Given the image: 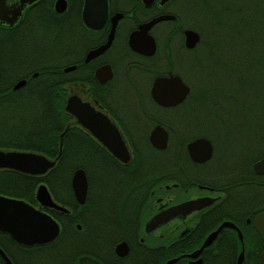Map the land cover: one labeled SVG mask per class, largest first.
Instances as JSON below:
<instances>
[{
  "label": "flooded vegetation",
  "instance_id": "obj_1",
  "mask_svg": "<svg viewBox=\"0 0 264 264\" xmlns=\"http://www.w3.org/2000/svg\"><path fill=\"white\" fill-rule=\"evenodd\" d=\"M3 2L6 13L2 15L7 19L0 23V34L26 39V45L18 48L22 57H30L34 62L41 58L44 63L34 70L26 68L25 73L8 88L0 82L2 98L27 86L31 89L35 80L45 76L47 87L50 86L49 91L52 92L48 94V99L62 102L63 122L57 134L56 151L59 134L73 121L64 106L70 97L75 96L82 103H89L103 112L108 121L103 128L116 126L131 152V159L123 164L103 144L110 142L111 147L118 145L114 142L112 129L103 132L105 135L101 143L82 128L71 126L63 138L60 160L66 144L72 149L79 145L84 151L83 163L96 166L91 176L82 168L75 169H81L86 178V195L82 203L76 200L71 188L75 170L69 179L70 195L60 191V186L57 192L58 185L53 187L55 177L50 172L56 166L42 178L31 177L30 190H25L29 191L27 196L22 195V186L16 182L12 184L16 187L12 193L0 191L1 196L25 200L37 207L35 188L44 183L53 200L68 210L65 214L41 208L60 228L57 238L48 244L26 247L0 232V249L11 262L15 259L20 264H28L23 254L25 249H29L33 264H59L56 256L61 250L64 251L61 264H166L171 258H177L174 264L180 258L183 259L180 264H189L197 259L203 264L204 257L208 255L206 248L223 229L235 233L240 244L239 252L243 249L244 260L242 230L245 225L254 230L251 220L264 207L243 222L239 221L241 219L237 222L222 220L235 225L242 235V243L235 229L222 228L215 240L203 248L195 259L187 256L198 249L205 237L222 222L212 227L214 205L221 200L223 193L210 184L219 172L211 163L214 147L210 139L207 138L212 146L211 157L204 162L192 160L187 150V145L200 136L198 42L192 48L185 46V31L193 30L185 22L188 12L186 0ZM161 16L172 18L159 20L147 29L142 28ZM191 17L195 22L196 17ZM45 38H52L48 46H45L47 43L44 40L40 44L36 41ZM0 51L1 57H5V49L2 47ZM173 78L187 86L188 92L177 103L162 104L158 101L162 98L177 99L176 87L170 84L161 89L160 83L158 95L152 94V89L157 80ZM13 96L20 99L25 94ZM54 125L49 128L51 131L56 129ZM100 128L102 130V126ZM12 129L0 127V141L10 139ZM156 130L160 134V146L163 144L162 132L165 134L164 148L153 145L150 140ZM0 149L34 151L12 145L0 146ZM156 167H159L157 170L161 179L151 184L150 174H154ZM6 174L17 177V180L23 176L0 170V181ZM190 202H195L197 207L151 228L152 220L158 214ZM207 228L210 230L204 233ZM200 238L198 247L169 259L166 257L168 244L190 240L198 242ZM227 241L230 242L229 238Z\"/></svg>",
  "mask_w": 264,
  "mask_h": 264
},
{
  "label": "trees",
  "instance_id": "obj_2",
  "mask_svg": "<svg viewBox=\"0 0 264 264\" xmlns=\"http://www.w3.org/2000/svg\"><path fill=\"white\" fill-rule=\"evenodd\" d=\"M185 3L190 15L196 17L189 27L199 35L198 74L201 73V79L207 82L203 86L198 82V108L203 110L198 118L202 114L205 120L204 125L198 124L201 126L198 136L212 142L213 161L218 148L223 151V158L217 157V160L222 159V164H226L225 159L236 158L233 167L224 171L218 168L220 171L210 183L223 193L214 205L212 227L224 219L243 222L264 207V175L252 171L253 162L264 157V0H186ZM41 40L48 46L52 38L36 39L38 44ZM24 42L26 39L0 34V50L5 49V57L0 54V82L7 88L25 73L26 68L34 70L44 63L41 58L34 62L30 57H22L18 48L26 45ZM45 80V76H40L31 84V89L27 86L22 91L9 92L10 96L5 99L0 95V127H13L11 138L0 141V146L31 149L47 156L57 152L55 143L63 122L62 102L48 99L52 92ZM14 94L25 96L17 99ZM242 120L245 122L241 123ZM53 124L56 129L51 131ZM234 127L235 132L231 131ZM83 153L79 145L72 149L66 144L62 159L50 172L55 177L53 187L58 185L57 192L60 186V191L71 194L69 179L76 168L84 169L88 176L95 173V165L81 160ZM157 169L159 167L150 174L151 184L161 179ZM30 181L28 176L17 180L6 174L0 181V191L12 193L16 188L12 184L16 182L22 186V195L27 196L29 191L25 190H30ZM209 230L205 229L204 233ZM242 234L245 250L242 264H257V253L264 251V240L251 226L245 225ZM200 243L201 238L198 242L168 244L166 257L190 251ZM206 250L208 255L203 264H236L240 244L232 230L223 229ZM63 255L61 250L56 256L59 264L63 263ZM23 256L28 264L34 263L29 249L24 250ZM182 260L180 258L177 263ZM13 263L20 264L15 259ZM0 264H4L1 258Z\"/></svg>",
  "mask_w": 264,
  "mask_h": 264
},
{
  "label": "water",
  "instance_id": "obj_3",
  "mask_svg": "<svg viewBox=\"0 0 264 264\" xmlns=\"http://www.w3.org/2000/svg\"><path fill=\"white\" fill-rule=\"evenodd\" d=\"M5 5L3 0H0V23L6 21ZM171 16H161L151 20L147 23L144 29L149 28V26L159 20L170 19ZM199 41V35L194 30L185 31V46L192 48ZM172 82V83H170ZM162 84L161 89L165 86H170L172 84L177 90V99L172 101L170 98H162L160 101L162 104L169 105L181 101L187 94L188 88L182 84L177 78L170 80H157L153 89L152 94H159V85ZM18 86V85H17ZM166 94H168V89L166 87ZM64 110L67 111L73 118L70 124H67L63 131L58 136V148L57 154L50 158L40 152L28 151V150H13V149H0V170L1 171H11L14 173L21 174L23 176L42 178L50 170H52L61 158L63 138L67 130L71 126H76L82 128L88 135H90L94 140L101 141L103 137V132L112 129L114 142H118L115 147L110 146V142L103 143L107 151L113 155L118 161L123 164H127L131 159V152L128 148L125 138L122 133L117 129L116 126L104 129V123H108L105 114L100 112L95 106L92 107L89 103L84 104L82 101L72 96L64 106ZM102 126V130L101 127ZM163 135V144L159 145L160 134L158 130L151 134V142L155 146L164 148L165 134ZM187 150L190 158L195 162H204L211 157L212 146L210 141L204 137H199L187 145ZM252 171L257 175H264V157L255 161L252 164ZM71 188L74 197L79 203L84 201L86 195V178L84 172L81 169H77L73 172L71 177ZM34 198L38 203L37 207H33L25 200H17L0 195V232L7 234L13 242L20 244L22 246L31 247L35 245L48 244L54 241L59 232V225L55 220H53L49 215L41 211L42 207H46L55 210L60 213H68L67 208L56 203L51 197L47 186L44 183H39L35 188ZM195 202L185 203L179 206L172 207L165 212L158 214L151 223V228H154L158 224L164 221H168L170 218L176 216L177 214H185L195 209L197 206L194 205ZM249 222V220H247ZM251 225L259 235V237L264 240V210L256 214L252 220ZM222 228L235 229L238 233V237L242 243V235L240 231L235 227V225L228 220L222 221L218 227L211 231L203 240L201 246L189 253L187 256L191 259H195L201 250L209 246L216 238L217 234ZM244 252L243 249L239 252L237 256V264H241L243 260ZM0 258L5 264H13L11 260L5 255V253L0 249ZM177 258H171L167 260L166 264H174ZM189 264H200V259L191 261ZM257 264H264V252L257 254Z\"/></svg>",
  "mask_w": 264,
  "mask_h": 264
},
{
  "label": "rangeland",
  "instance_id": "obj_4",
  "mask_svg": "<svg viewBox=\"0 0 264 264\" xmlns=\"http://www.w3.org/2000/svg\"><path fill=\"white\" fill-rule=\"evenodd\" d=\"M184 16V15H183ZM184 18V17H183ZM185 22L186 23H188V24H190V22L192 21L191 20V15H190V13L189 12H187L186 13V15H185ZM198 82L200 83L199 85H204V84H207V82H206V80H202L201 79V73H200V76H199V74H198ZM197 90H198V85H197ZM199 109V108H198ZM203 110L202 109H199V111H198V113H201ZM228 112L230 113L231 111L230 110H228ZM205 115V114H204ZM245 121L244 120H242L241 121V123H244ZM198 124H200V125H204L205 124V120L203 119V115L202 114H200V118L198 119ZM199 125V128L201 127ZM198 128V129H199ZM242 128V127H241ZM240 128V129H241ZM199 131V130H198ZM202 130H200V132H201ZM231 131H233V132H235L236 131V127H234V128H232L231 129ZM261 136L263 137V134H261ZM264 140V139H263ZM264 142V141H263ZM213 153H215V151L213 152ZM217 157H221V158H223V151L222 150H220L219 148H218V151H217V156H216V159H215V157H214V161H213V167H215V169H217V168H220V169H222L223 171H224V169H226V168H228V167H233L234 165H235V161H234V159H236L235 157H230V158H228V159H225V162H226V164H222V159L221 158H218L219 160H217ZM218 171H220L219 169H218ZM215 173H216V171H215Z\"/></svg>",
  "mask_w": 264,
  "mask_h": 264
}]
</instances>
